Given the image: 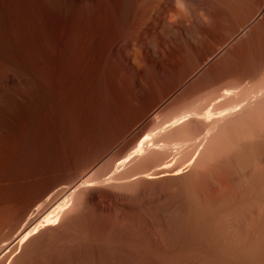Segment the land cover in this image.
I'll return each mask as SVG.
<instances>
[{
	"label": "rangeland",
	"instance_id": "obj_1",
	"mask_svg": "<svg viewBox=\"0 0 264 264\" xmlns=\"http://www.w3.org/2000/svg\"><path fill=\"white\" fill-rule=\"evenodd\" d=\"M42 1L43 0H4V14L6 13L5 17L7 19L6 26L10 35L7 36L6 43H8L11 47L12 42L10 39L14 38L17 41H20L23 50L22 53L24 55L22 57V62L24 64L26 63L25 67H27V69L32 72V74H36H33V76H35V79H37L41 83V94L43 95L42 99L44 98V100H40L41 104L38 108L39 130L37 129V131H39L38 135H40L41 133L42 136H40L41 138H39L36 144L33 145L32 155H30L27 159L25 168L26 173L25 176L21 179V186L19 188L11 190L10 196H6V194L8 193L5 192L4 186H0V201L1 199H3V202H0V233H9L13 229L14 221L17 219V215L20 209L25 205V200L32 193L36 192L42 184L50 180H58L59 184L56 187H60L68 182L70 176L76 170L83 166L91 164L92 169L90 172L98 169L97 172H94L93 175L95 176L99 172L96 175L97 179L95 180L96 182L100 180V183L98 184L101 185H97L95 190H83V192L79 195V198L71 203V205H69L66 214L67 216L63 220V222H61V228L59 231L69 235L68 238L71 237L70 234L72 232L75 233L74 231L79 232L77 233L79 235L82 234V240L80 243L71 241L73 239L70 240L68 238V240L66 239L65 241L62 240L59 242H42L41 240H36L37 242H39V245L36 242L39 248L35 251L32 250L26 257L20 258V260H18V263L16 264L73 263V255L76 253V251L79 250V248L81 249L82 247L81 250L84 251L83 253L87 251V243L85 242V237L87 230L91 226L89 224H91V219L93 217L96 218L98 229L99 227H106L105 231L109 233H106L105 237L107 239H113V235L115 232L112 231H117V229L115 228H118L117 226H119L121 228H118V230H123L124 227L128 228V230L131 229L130 231L132 233V230H137L135 231L137 232L135 236H137L138 238L141 237L143 242H147L149 237L145 231V228H147L148 230L150 225L148 223V220L144 219H147L148 215L151 216V219L153 218L152 220L154 221V223L156 222L155 227H158L157 229L160 232L164 233L166 230H169L167 231L169 233L166 232L164 235V244L166 246H161L160 243H158L159 240L155 242V240L158 238L152 237V245L154 244L157 247H155L156 250L152 251L151 253H141L142 251H138L140 250V248H137V242V245L133 247L134 249H121L122 252L120 251L119 255H117V264H161L162 262H164L162 264H165V262L167 264H170L171 262L174 264H208V261H210V264H219L220 262V264H242V262L243 264H256L257 262L258 264H264V250H262L264 249V232H262L264 231L262 230L264 229V227L262 229L260 228L262 231L260 229H256V231H261V233L260 231H257L259 233H257L258 236L255 234V230L250 229V225L247 223L249 221L246 217L249 216V211L250 213L251 210L254 211L253 209H251L253 208L252 203H247V201V204H244L245 201H243V203H239L242 200L240 201L238 199H235L236 192L235 190H233L232 184L229 183V179V182H226L227 178H225L224 176V179L220 178L219 176L221 175L219 173H215L214 176L211 175V177L208 176L210 177V179L208 180V177L206 179L203 174L204 169L201 170L202 168H200V170H198L199 168L193 164L191 166H188L190 167L189 169L187 167L184 168V170H186L187 168L186 173H188V170L190 169L191 172L195 167L197 168H195L194 170H198V173L196 172L198 174L195 176L196 178L193 176L195 175V173H192L191 178L193 177L194 179L192 178L193 180H190V182L192 183L188 185H178L177 182H174L173 180H167L165 177L152 180H146L145 178L143 179L139 177L135 182L121 185L108 183L103 184V182L101 183L102 178L105 179L109 176L110 172H108V174L107 171H111L112 169L110 166L106 165L107 160L112 157L113 153L120 150L132 135V132H129L128 134L121 137H118V135L115 136L116 132L121 130L127 121L135 117L138 112L147 110L148 115L140 122L139 126L147 125L153 120H157L159 123H162L165 120L164 116L161 115L162 112L171 111L177 107L184 105L185 103L194 99L193 95L197 93L198 90L201 89V87L211 84L216 79L226 78L227 72L229 71L228 69L234 67L235 64L233 62L226 61V59L223 57L210 56L209 60L211 61V64H208L205 67L204 71L198 77H194L191 80L186 81L185 79H183L184 60L183 51H181L180 48H178L172 56L165 54L166 57L163 55V58H161L160 60L154 59L155 57H153L152 53L155 55L157 50L159 51V47H161L162 43L169 39V33L176 34L177 37H180V31L171 29V26H169L173 23H180V14L183 8L180 0H173L172 2L174 5L178 3V6H168L169 9H171V7L173 9L171 11L172 16L169 9L161 8V10L159 7L160 5L158 6V4L164 2L163 0H54L52 5H45ZM158 1L160 2L158 3ZM149 2L151 3L150 5H148ZM150 6L155 12L154 16H156H153V19H149L151 20V23L148 21L147 24V26L151 24V27L149 26V31L151 32H149L148 27H145V25L143 24L145 29L143 28L142 32L144 31L146 35H143L142 38H139L143 41H140V44H138L136 47L135 54L138 56L133 62H130L122 55L121 51L116 49L113 50L110 46L115 41L119 44H122L127 37L136 35L140 31V22L143 21L141 19V13L145 10L147 11V8H149ZM174 7H178L177 9L179 13L175 12L177 10L176 8V10L174 11ZM180 7L182 8L180 9ZM16 12L19 14V16H16ZM158 14L161 15L160 18ZM175 14L177 15L176 17ZM19 20H22V22L24 21L21 27V30L22 28H24L22 30V35L18 31L17 21ZM152 20H156V22H153ZM138 24L140 25V27ZM152 25L154 26V28L152 27ZM12 33L14 35H12ZM84 35H86L87 37L95 36V39H97V47L94 57L92 58V64L93 66L100 65V68L103 72L102 83L104 91H106V96L103 101L111 102V104L116 107L115 116L112 115L113 117L111 116V119H106V121L109 119L112 121L104 122L105 125L97 126L92 121L91 111L92 106L95 103L93 97L91 100L89 96L91 91L89 89L92 88L91 86H89L90 88L87 86L84 89L82 96L75 95L74 97L66 99L60 92H58V94L56 95V82H58V77L59 75H61L60 72L62 70L61 61L58 59V55H70L73 59L81 57V52L79 51V43L77 40L78 37H82ZM19 38H23V40H20ZM163 39L164 41H161ZM179 40L178 42H180ZM73 59L70 61L71 64H74ZM91 82H93V80H91ZM91 82L90 85L92 84ZM48 92H50V95L53 98H50ZM43 93H45V95ZM214 101L215 100H212L211 102L215 104ZM29 103L30 102L24 105L26 106L24 107V111L26 110V112L29 110V106H27L29 105ZM194 103L197 104L198 100H195ZM212 103L211 105L208 103L209 105L207 106V108L210 107L209 109H213L212 111L217 110L219 107H216ZM155 107L161 108V113H154L153 108ZM47 117H49L51 120L49 119V121ZM46 123L49 124L46 125ZM25 130V121H22L20 130L12 128L9 131V135L3 138L4 140L2 142V148L0 150V170L3 167V164L18 151L21 137ZM173 132L175 131H168L167 133L162 135V142L173 143L188 140V142H186L191 143V141H193V139L195 138V136L190 137V135L187 133ZM115 137L117 139H115ZM110 142H112L113 144L111 145L112 148L110 146V150L108 149L106 151V154H108L102 157L100 153ZM184 146L185 145H183L182 147ZM184 150L185 148L179 150V156H177V159L175 161L176 165L185 166L184 163L187 159L185 157L187 151ZM224 150V156L232 155L231 150ZM262 153H264V151ZM180 154L182 155L180 156ZM170 158V155L167 158L160 156L159 158L153 159L148 162L132 163L130 165H127L122 172H140L146 170L152 163L168 161V159ZM218 163L220 162L218 161ZM243 163V165L246 166L245 163H247V160ZM192 166L195 167L193 168ZM109 167L111 168L110 170ZM194 170L192 172H195ZM216 174L219 175L216 177ZM97 176H101L102 178H99ZM211 178L212 180L218 178L221 179V181L219 180L220 183L225 181L226 186L224 183L222 184L223 186L215 184V180L212 181ZM206 180L207 183H205ZM216 185L218 187H216ZM98 187L99 189H97ZM159 193H162L161 196H159ZM92 197H96L102 202L103 206L107 210V214L105 213L106 215L96 213L97 211L95 209V206L91 203ZM160 197H162L161 200H159ZM146 198L148 200H145ZM144 201H147V203H149L147 207L145 206L147 203H145V205L143 206H138L144 204ZM237 201H239L238 204H235ZM150 202H152V205ZM118 203H120L121 205H118ZM153 203H157L156 205L160 203L159 206H161V209L157 206H155V208ZM125 204L132 206V210L128 206H125ZM249 204H251V207ZM263 204L261 205L264 206ZM148 206H151L152 208L149 209ZM134 207L137 210L140 208V210H138L139 212L134 209ZM236 207L238 208V210ZM157 208L158 210H162V212H164L165 218L167 217V222L163 220V218H158L159 214L156 213L158 211ZM249 208L251 210H249ZM163 209L165 211H163ZM217 209L219 210V212ZM213 210L216 211L214 212ZM229 210H232V212L237 217H235L233 213L229 212ZM234 210L236 213L234 212ZM252 213L249 217L254 216V214ZM143 214H145V216ZM243 214H247L246 217H244ZM218 215H220V217ZM225 215L228 216L226 217ZM129 216L131 217V219H129ZM222 216L224 218H222ZM261 217H263L264 219L263 215H261ZM132 218L133 220H135L133 221ZM244 218L246 219L245 224L243 222L245 220ZM236 219H238V226L236 224ZM123 220H130L129 223L132 221V223L130 224H132L133 226L127 223L128 227H126L127 224L123 223ZM229 220H233L235 222V225L233 224V221ZM145 222L146 224L148 223V226L145 225ZM212 222H215L214 225H212ZM242 222L244 225L242 224ZM111 223H113L114 228L111 227L113 226L111 225ZM118 223L119 225H117ZM220 223L222 224L220 225ZM121 224H124V226ZM156 224H159V226H157ZM246 224L249 226V228H244L247 232L249 230L254 231V233H251L252 231L248 232V235L249 233H251L249 237L252 236V240H257L259 237L260 240L258 239L257 242L261 241L263 243V246L261 242L260 244H257L256 241H251L252 243H256V245L252 244L255 246H248V244L250 245V243L248 242L250 241V239H245L247 238V236H244L245 234L247 235V233L244 229L240 228L245 227ZM227 225L229 226L227 227ZM166 226L167 228L165 229ZM211 226L213 227V229H211ZM224 226L226 229L224 228ZM182 227H184V229ZM235 227L237 230L235 229ZM101 228L99 230H101ZM162 228H164L165 231H163L164 229ZM217 228L218 230L220 228V232L222 233H220ZM221 228L224 231H222ZM233 228L235 229V231ZM230 229L233 230L230 231ZM239 229L241 231L244 230L243 232H245V234L243 232L241 233ZM141 231L146 234L145 236L144 233H141L147 238V240L143 235L139 237ZM227 231H229V233ZM233 231L236 232V234H238L239 236L241 233L243 235V238L245 239V242H247L248 244L246 243V245H244L243 243L242 246L244 247H242L241 244H239L240 242L242 243V241H239L237 239L238 235L236 236ZM209 232L211 233V235ZM230 232L232 233V236L228 235H231ZM110 234L113 235L111 236ZM260 234H263V236ZM109 235L112 238H110ZM234 235L236 236L235 241L237 242V246L233 240L235 239ZM254 235L257 236V239H254ZM230 237H232V239ZM139 240L142 241L141 239ZM169 242L170 245H168ZM77 244H79V248L77 247ZM171 244L174 247L176 246L175 248L177 249H175ZM223 244H225V246ZM167 245L171 247V250ZM160 246L163 248L166 247L171 252L170 254L173 257H170V254L169 256L168 254L166 256L168 262L164 261L165 259L163 257L161 258V256L159 255L158 249L160 248ZM251 249L254 251H252ZM172 251L176 252L173 253ZM233 252L235 253L233 254ZM200 255H202V257ZM204 255L207 256V258L204 257ZM216 257L218 258V260H216ZM201 258L203 261H200ZM236 260H238V262ZM239 260L241 261V263ZM246 261L248 262L246 263Z\"/></svg>",
	"mask_w": 264,
	"mask_h": 264
},
{
	"label": "bare ground",
	"instance_id": "obj_2",
	"mask_svg": "<svg viewBox=\"0 0 264 264\" xmlns=\"http://www.w3.org/2000/svg\"><path fill=\"white\" fill-rule=\"evenodd\" d=\"M53 1L54 0H43L42 2L45 5H52ZM160 1H158V3ZM163 1L164 2L158 4V6L160 5L159 6L160 9L161 8L169 9L168 6L174 5L172 3L173 0H163ZM180 1L183 7V8L180 7V9L182 8L180 14L181 20L179 21L180 23L177 22L169 25L171 26V29L180 31V37H177L176 34L169 33V39H167V41H164V39L161 40L164 42L162 43L161 47H159L160 48L159 51L157 50L155 55L152 53L153 57H155L154 59L160 60L161 58H163V55L165 57L166 55L172 56L177 51V49L180 48L181 51H183V60H184L183 79H185L186 81H189L194 77H198L204 71L205 67L208 64H211V61L209 60L210 56L223 57L226 59V61L233 62L235 66L228 69L229 71L227 72L226 78L216 79L211 84L201 87V89L198 90V92L193 95L194 99L171 111L162 112L161 115H163L165 118V120L162 123H159L157 120H153L147 125L139 126L140 122L148 115V111L145 110L138 112V114H136L135 117H133L124 124L122 129L119 130L120 132L117 131L118 133L116 132L115 134V136L118 135V137L119 136L121 137L128 134L129 132H132L130 139L121 147V149L113 153L112 157L110 158L108 157L109 159L107 160L106 165L112 168L111 169L109 167V170L111 169V171H107V173L110 172V174L108 173L109 176L105 179L101 177L103 174L97 177L99 178L101 177L103 179V180L101 179V183L103 182V184L108 183V184L121 185V184L135 182L136 179L139 177L143 179L145 178L146 180L165 177L167 180H173L174 182H177L178 185H188L192 183L190 182V180L192 181L194 179L193 177H192L193 179L191 178L192 173H195V175H193L195 177L196 175H198L197 171L200 170V168H202L201 170L204 169L203 174L206 177V179L208 176L211 177V175L214 176L215 173H219L222 176V177L219 176L220 178L224 179L225 177L227 178L226 182L230 181L229 183L232 184L233 190H235L236 192L235 199L236 200L238 199L240 201L242 200L241 202L237 201L235 204H238V202L243 203V201H245L244 204L246 203V201L247 203L248 202L252 203L253 208L251 209H253L256 212V215L255 212L249 208V210H251V213L254 212L252 213L254 214V216L249 217L251 214L250 211L248 213L249 216L246 217L247 214L245 215L243 214V216L246 217L247 220L249 221L247 223L250 225V229L255 230V234L257 235V233L264 227V219L263 217H261V215L264 216V208H263L264 206L261 205L264 203V157H263L264 153H262L264 151L263 150L264 149V0H180ZM150 4L151 3L149 2L148 5ZM151 6L147 8L148 9L147 11L145 10L141 13V17H142L141 19L143 21L140 22L141 27L138 24L140 27V31L136 35L127 37L122 44H119L118 42L115 41L110 46L111 49L113 50L116 49L121 51L122 55L130 62H133L135 58L138 56L135 54L136 47L138 44H140L139 43L140 41H143L140 40L139 38H142L143 35H146L144 31L142 32L144 28L143 24L145 25V27H148V31H149V26L151 24L149 26H147V24L148 21L149 22L151 21L149 19H153L152 17L154 16L155 13ZM175 8L176 7H174V11L178 7L176 9ZM4 9H5L4 0H0V150L2 148V142L4 140L3 138L9 135V131L12 128L20 130L22 126V121H25V125H26V130L22 134L18 151L3 164V167L0 170V186H4L5 192L9 194V195L6 194V196H10L11 190H14L15 188H19L21 186V179L25 176L26 173L25 168L27 164V159L30 155H32L33 145L36 144L38 139L41 138L40 136H42L41 133L40 135H38L39 131H37L39 126L38 108L39 105L41 104V101H43L44 98L42 99L43 95L41 94L42 87L40 81L35 79V76H33L34 73L32 74V72H30L27 69V67H25L26 63L24 64L22 62L23 60L22 57L24 55L22 53L23 50L20 41H17L11 37L12 39L10 40L12 44L11 42L10 44L12 48L9 46L8 43H6V38L7 36L10 35L6 26L7 19L5 17L6 13L4 14L5 12ZM169 10L171 14L172 13L171 11L173 10L172 7ZM175 12L179 13L178 9ZM17 14L18 13L16 12V16H19V14L18 15ZM176 14L175 17L177 16ZM160 17L161 15H159V18ZM153 22H156V20ZM22 23H24V21L23 22L22 20L17 21L18 31L21 33V35L23 34L22 30L24 29L22 28L21 30ZM152 27L154 28L153 25ZM12 35L14 34L12 33ZM21 39L23 40V38ZM178 40L180 42H178ZM77 41L79 43V49H80L79 51L81 52L80 55L81 57L73 59L70 55H64V54L58 55V59L61 61L62 70L60 72L61 75H59L58 77V82H56V95L58 94V92H60L62 96L66 99L74 97L75 95L82 96L84 89L87 86L88 87L91 86L92 88L89 87L90 88L89 90H91L89 96L91 100L93 97L95 103L92 106V111H91L92 121L97 126L105 125L104 122L112 121L110 120L111 119L110 117L112 115L115 116L116 107H114L113 104H111V102L103 101L106 96L105 94L106 91H104L103 83H102L103 72L100 68V65L93 66L92 64V58L94 57V54L96 52L97 39H95V36L87 37L86 35H84L82 37L81 36L78 37ZM72 59L74 61V64L70 63ZM9 69L11 70L12 73L10 72ZM91 80H93V82H91ZM90 82L92 83L91 85ZM48 93L50 95V92ZM43 94L45 95V93ZM50 98L53 97H51L50 95ZM195 100H198L197 104L194 103ZM212 100H215L214 101L215 104L211 102ZM209 101L216 107L219 108L221 107V108L212 111L213 109L212 110L209 109L210 107L207 108L209 104L211 105ZM28 102H30L29 105H27L29 106L28 107L29 110L26 112V110L24 111L25 109L24 107H26L24 105ZM153 111L154 113H161V108L155 107L153 108ZM49 117H47L48 120L50 119ZM108 118L110 119L106 121V119ZM47 124L49 123H46V125ZM168 131H175L173 133L176 132L187 133L190 135V137L195 136V138L193 139V141H191V143L189 142L190 144L187 143L188 140H186L187 142L183 140V142L178 141L173 143H164L161 140V136L167 133ZM236 136H238L240 139ZM115 139L117 138L115 137ZM111 145H113L112 142L106 145V147L102 152L100 151L101 152L100 155L102 157L108 154V153L106 154V151L110 148ZM183 145L185 146L182 147ZM183 148H185L184 151H187L185 156L187 159L184 163L185 166L176 165L175 161L177 159V156H179L178 155L179 150H182ZM224 149L227 150L229 149V151L231 150L232 155L228 154L231 156H224L225 154L223 153ZM169 155L171 158L168 159V161H164L160 163H152L146 170L140 172L137 171L127 172V173L122 172L127 165H130L132 163L148 162L153 159L159 158L160 156L167 158L169 157ZM181 155L182 154H180V156ZM246 160L248 165L247 163H245L246 166H244L243 162H246ZM218 161L220 163H218ZM193 164L196 165L199 169L198 170L196 169L197 171H195L194 169L197 167L192 166L193 168L195 167L193 169L195 172H192L193 170L190 172L191 170L190 169L188 170L189 172L186 173L187 168L188 169L190 168L188 166H191ZM185 167H187L186 170H184ZM91 169H92L91 164L79 168L70 176L68 182L60 187H56L59 184L58 180L56 179L50 180L42 184L36 192L32 193L25 200V205L20 209L17 215V219L14 221L13 229L9 233L8 232L0 233V264L18 263V260H20V258L26 257L27 255H29V253L32 250L35 251L36 249L39 248L38 246L39 242H37L39 240H41L42 242L43 241L59 242L62 240L65 241L68 238L69 235L62 233L59 230L61 228V222H63V220L67 216L66 214L69 205H71V203H73L75 200L79 198V195L83 192V190L85 189L95 190L97 185H101L98 184L100 183V180L98 182H96L95 180L97 179L96 175L99 172L95 176L93 175L94 172H97L98 169H96L93 172H90ZM184 171L186 174L184 173ZM218 175L216 174L215 176L217 177ZM210 177H208V180L210 179ZM214 180H215V184L217 185H222L223 183L225 184V181L220 183L219 180L221 181V179L219 178ZM205 183H207V180L205 181ZM217 185L216 187H218ZM97 189H99V187ZM161 194L159 196H161ZM161 199L162 197L159 198V200ZM145 200L148 199L146 198ZM0 202H3V199H1ZM152 202H150L151 205ZM91 203L95 206V209L97 211L96 213L103 215L107 214L106 208L103 206L102 202L98 198L92 197ZM145 203H147V201L146 202L144 201V204L138 206H143L145 205ZM148 204L149 203H147L145 206L147 207ZM153 204L154 207L157 206L160 207L161 209V206H159L160 203L158 205H156L157 203L156 204L153 203ZM118 205L121 204L118 203ZM249 205L251 207V204ZM125 206H128L129 208L132 207L126 204ZM148 208L151 209L152 207L148 206ZM134 209L136 208L134 207ZM138 210H140V208ZM163 211L165 210L163 209ZM229 212L233 213L232 210H229ZM156 213L160 215V216L158 215V218L159 217L160 219L163 218V220L167 222L166 220L167 217L165 218V214L164 212H162V210H158ZM143 215L145 216V214ZM149 216L150 215L147 216V219H144V220H148V223L150 225L148 230L147 228H145L146 229L145 231L149 237L148 240L145 237L146 234L143 232L144 230L141 231L139 235L140 237L143 235L141 233H144L145 236L144 235L143 236L146 238L147 242L145 241L143 242L141 237L138 238L137 236H135V234L137 233L135 231L137 230L135 231L132 230L134 234L130 231L131 230L130 228H129L130 230H128V228L122 227L123 230H118V228H121L117 226L120 223L119 221H118L119 223L115 225L118 227L115 228L117 229V231H112L115 232L114 235L110 234L111 236L112 235L114 236L113 239H107L105 236L106 233L107 234L109 233L105 231L106 227L105 226L103 228L99 227V229L101 228V230H99L97 228L96 218L94 217L92 219L89 218L91 219V224H89L91 226L87 230L85 237L86 240L85 242L87 243L86 245L87 251L83 253L84 251L81 250L82 247L80 249L78 246L79 244H77L79 250L76 251V253L73 255V263L71 264H117L116 263L117 255H119L121 249L124 248L122 250L125 249L130 250V248H133L134 246L137 245V242H138L137 248L138 249L140 248V250L138 251L140 252L142 251L141 253L143 252L151 253L152 251L156 250L155 249L156 246L154 244L152 245V241H151L154 237L158 238V239L155 238L156 240L154 239L155 242L159 240L158 243H160L161 246H166L164 244L165 241L164 235L167 231H169V230L165 231L167 226L165 227V229L162 228L164 229L163 231H165L164 233L160 232L157 229L158 227L157 228L155 227L156 222L154 223V221L152 220L153 218L151 219V216L150 217ZM218 216L220 217V215ZM235 217L237 216L235 215ZM222 218L224 217L222 216ZM129 219H131V217ZM238 219H236V224ZM126 221H124L123 223L126 224L132 223V221L129 223L130 220L128 222ZM229 221H233V220H229ZM243 222L245 224L246 219ZM214 223L212 222V225H214ZM128 224L126 227H128ZM147 224L145 222V225ZM221 224L222 223H220V225ZM233 224L235 225L234 221ZM111 225H113V223H111ZM121 225L124 226V224ZM156 225L159 226V224ZM228 226L229 225H227V227ZM246 226L248 225L246 224ZM246 226L245 227L239 226V227L242 229L249 228V226L248 227ZM111 227L114 228V225ZM182 228L184 229V227ZM211 229H213V227ZM233 229H230V231ZM256 229H260V230H257L258 231L257 232ZM244 230L242 231L240 230V232L242 233ZM218 231L220 232V228ZM222 231L224 230L222 229ZM74 232L75 233L72 232L73 234L72 233L70 234L71 237L68 239L70 240L73 239L71 241H76L80 243L82 240V236H81L82 234L79 235L77 234L79 232L76 231ZM227 232L229 233V231ZM245 232L247 233V235L245 234ZM245 232H243L245 234L244 237L247 236V238L249 237V235H251V233H254V231H252L248 235V232L246 230ZM234 233L236 236L238 235L236 234V232ZM241 233L240 236L242 237L238 235L237 238L239 241H242V243L241 242L239 243L241 244V246L243 243L244 245H246L247 242H245V239L246 240L250 239V241H248L250 245L247 243L248 246H251L252 244L256 245V243H252V242L258 241L259 239V237L257 239L258 235L257 236L254 235L255 236L254 239L256 238L257 240H252L251 239L252 236L249 237L248 239L247 238L244 239ZM263 234L260 235L263 236ZM228 235L232 236V233L231 235L230 234ZM236 236L235 239L233 240L237 246V242L235 241ZM239 237L241 240L239 239ZM230 238L232 239V237ZM139 239H141L142 241H140ZM36 242L38 245L36 244ZM260 242L261 241L257 242V244H260ZM168 245H170V242ZM223 245L225 246V244ZM161 246L158 249L159 255L161 256V258L163 257L165 259L162 260L168 262L166 256L167 254L169 256L171 252L166 247L163 248ZM234 253L235 252H233V254ZM171 256L172 255L170 254V257ZM200 256L202 257V255ZM204 257L207 258V256L205 255ZM216 260H218V258ZM200 261H203L202 258ZM236 261L238 262V260ZM209 262L210 261H208V264H210ZM247 262L248 261H246V263ZM165 264L167 263L165 262ZM256 264H258V262Z\"/></svg>",
	"mask_w": 264,
	"mask_h": 264
}]
</instances>
